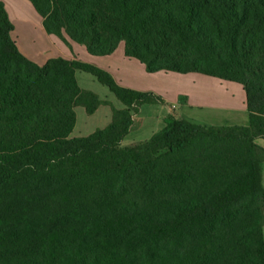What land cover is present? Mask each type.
Instances as JSON below:
<instances>
[{"label":"trees","instance_id":"trees-1","mask_svg":"<svg viewBox=\"0 0 264 264\" xmlns=\"http://www.w3.org/2000/svg\"><path fill=\"white\" fill-rule=\"evenodd\" d=\"M47 34L148 73L201 74L242 86L248 126L168 117L121 147L133 115L160 95L117 84L94 64L37 65L12 39L0 1V264H264V0H29ZM124 109L70 139L75 108Z\"/></svg>","mask_w":264,"mask_h":264},{"label":"crops","instance_id":"crops-1","mask_svg":"<svg viewBox=\"0 0 264 264\" xmlns=\"http://www.w3.org/2000/svg\"><path fill=\"white\" fill-rule=\"evenodd\" d=\"M0 1L3 2L10 21L12 22L13 31L11 32V36L18 46L17 48L19 52L25 56L26 59L37 65L41 66L48 59L50 60L54 58H63L72 61L79 60L84 63L94 64L96 67L110 73L117 84L122 87L140 90L142 92L151 91L160 95L163 99V103H158V105L161 106L160 111H162V115L165 113L167 116H171L176 119H184V114L191 115L189 111L192 109H203L206 107L211 110H220L222 112H231L233 114L237 112H246L248 115L245 107V92L242 86L239 84L211 78L209 76L206 78H201L196 76L198 74L187 75L164 72L148 73L145 66L142 65L141 62L125 56L124 43L118 45L115 52L108 56L97 57L96 55H91L82 45H78L73 43V41H69V47L57 37L47 34L42 26V18L36 13L32 5L29 3V0ZM78 72L80 71H77L76 73ZM76 73L75 78L79 87L83 90L94 93V91L80 86V82L76 76ZM82 82L85 83L87 80L83 78ZM94 94L97 95L96 93ZM98 99L101 100L99 96ZM101 101L104 103L98 107L94 114H88L85 110L86 114L89 115L90 118L93 117L94 120L102 108H108L106 110L103 109L104 111H102L103 126L95 129L93 132L89 133V135L93 134L97 130L104 129L111 122L113 118V109H116V111L124 109V106L119 101L118 102L120 103V106L111 104L106 100ZM135 114L133 115L134 122ZM77 119L73 131L77 126ZM186 121L191 122L190 120ZM191 123L197 124L194 122ZM248 125L249 116L247 124L234 126ZM202 126L217 127L230 125L203 124ZM163 128L157 133L162 131ZM258 140L264 139H257L256 141ZM257 145L261 148H264V144L260 145L259 143ZM262 174H264V172H262ZM262 184H264V181H262Z\"/></svg>","mask_w":264,"mask_h":264},{"label":"rangeland","instance_id":"rangeland-1","mask_svg":"<svg viewBox=\"0 0 264 264\" xmlns=\"http://www.w3.org/2000/svg\"><path fill=\"white\" fill-rule=\"evenodd\" d=\"M76 76L80 82V86L83 88H88L94 93H96L101 100L109 101L111 104H116L120 106V103L116 100L115 95L110 92L105 86L99 84L94 77L85 72H78ZM201 78H206L208 76L196 75ZM85 78L87 82L83 83L82 79ZM103 109L99 112L98 116L93 120V117H89L86 114L83 107L75 108L77 115V126L70 135V139L79 138L81 136H88L89 133L93 132L95 129L103 126ZM161 106L157 104H145L139 108L138 112L135 114V122L131 127L130 132L124 137L121 143V147H127L135 143H141L147 141L153 134L161 130L166 123L168 117L162 111H160ZM191 115H186L184 119L190 120L191 122L197 124H207V125H245L248 123V115L244 113H231L222 112L220 110H211L206 108L203 109H192L189 111ZM188 113V112H187ZM181 117V116H179ZM260 145L264 144V140H258ZM257 143V144H259ZM262 143V144H261ZM262 172H264V163H262ZM262 181H264V174H262Z\"/></svg>","mask_w":264,"mask_h":264}]
</instances>
